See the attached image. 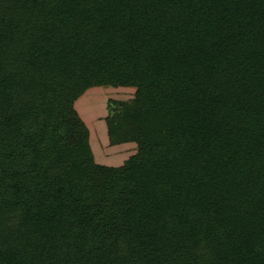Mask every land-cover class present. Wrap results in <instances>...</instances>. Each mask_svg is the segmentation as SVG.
Returning a JSON list of instances; mask_svg holds the SVG:
<instances>
[{
	"label": "trees",
	"instance_id": "16d2710c",
	"mask_svg": "<svg viewBox=\"0 0 264 264\" xmlns=\"http://www.w3.org/2000/svg\"><path fill=\"white\" fill-rule=\"evenodd\" d=\"M0 264H264V0H0Z\"/></svg>",
	"mask_w": 264,
	"mask_h": 264
},
{
	"label": "rangeland",
	"instance_id": "374dc122",
	"mask_svg": "<svg viewBox=\"0 0 264 264\" xmlns=\"http://www.w3.org/2000/svg\"><path fill=\"white\" fill-rule=\"evenodd\" d=\"M134 96L135 87L104 85L87 89L75 101V108L89 128V140L97 163L121 165L137 150L135 142L110 144L106 124L108 101L130 100Z\"/></svg>",
	"mask_w": 264,
	"mask_h": 264
}]
</instances>
